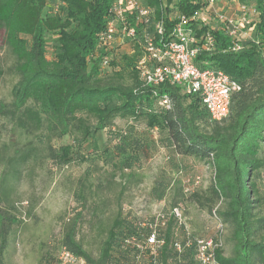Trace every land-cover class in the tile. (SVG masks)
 Here are the masks:
<instances>
[{"label": "trees", "instance_id": "obj_1", "mask_svg": "<svg viewBox=\"0 0 264 264\" xmlns=\"http://www.w3.org/2000/svg\"><path fill=\"white\" fill-rule=\"evenodd\" d=\"M174 0H145L160 14L161 3ZM194 0L177 3L178 10L192 14ZM111 0H0V30L3 42L15 59L17 83L8 105H0V117L14 130L34 136L47 146L46 157L57 167L74 160L84 161L82 145L89 136L108 130L114 145L112 152L121 159L123 171H131L146 156L148 145L142 136H134V125L142 121L148 131H156L163 145L175 155L209 165L213 182L202 194L192 193L188 200L200 208L211 209L220 203L218 216L231 226V256L223 251L216 254L220 264H264V236L256 234L264 228L258 206L264 199V0H256L259 21L256 37L259 45L245 44V49L227 51L229 41L215 32L217 49L213 54L202 53L197 65H208L223 71L240 85L231 95L229 115L221 123L209 120L207 111L195 95H184L168 82L158 88L143 86L139 68L133 58H124L130 83L121 72H100L89 60L96 37L104 28V19ZM54 36L52 55L47 58L46 36ZM111 64V63H110ZM2 71L0 70V76ZM171 99V108H160L162 96ZM93 119L89 126L85 119ZM115 119L131 121L125 131L112 129ZM205 129H210L207 132ZM72 145L50 146L51 141L70 137ZM0 147V264L5 263L10 236L18 223L15 186L22 168L34 158L32 145ZM74 147V150H72ZM182 172L181 169L178 171ZM165 186L157 184L152 198L161 201ZM84 201L82 194L77 195ZM176 205V204H175ZM174 206V205H173ZM172 207V206H171ZM80 216L69 221L64 229L61 247L84 260L85 264H124L129 261L123 241L129 231L125 218L118 213L98 256L92 258L76 240ZM55 257L46 256L44 264H55Z\"/></svg>", "mask_w": 264, "mask_h": 264}, {"label": "rangeland", "instance_id": "obj_2", "mask_svg": "<svg viewBox=\"0 0 264 264\" xmlns=\"http://www.w3.org/2000/svg\"><path fill=\"white\" fill-rule=\"evenodd\" d=\"M53 39L52 35L46 36L48 59L52 55ZM119 50L112 57L110 66L99 68V71L121 72L124 82L129 84L124 58L135 59L133 56L136 55L132 54L131 46L119 47ZM14 66L15 59L4 45L3 31L0 30V105H8L12 100V91L18 80ZM78 116L85 119L89 126L95 125L93 119ZM132 124V134L142 136L148 148L146 156L131 171L122 170L121 159L112 152L115 142L109 138L107 129L89 136L82 145L84 161L74 160L60 168L46 157L47 146L44 143L40 144L34 136L20 134L0 117V147L5 145L10 148L8 154L12 152V143L16 147L32 145L35 149L34 158L22 168L21 179L15 186L18 223L10 236L5 264H44L46 256L55 257L61 248L67 223L77 215L80 218L76 240L94 259L116 215L121 213L125 217L131 208L136 210L138 206H144L143 215L146 216L181 204L190 226L198 234H203L205 228L211 226L208 209L191 203L188 197L192 193L203 194L212 184V168L194 159L175 155L164 147L160 134L148 131L142 121ZM130 125L131 121L115 119L112 129L115 132L125 131ZM75 137L80 138L81 134L75 132L70 137L53 140L50 146L57 150L72 145ZM180 169L182 172L179 175ZM196 177H199L197 185ZM159 183L166 190L163 200L156 201L152 198V189ZM184 189H189V192H184ZM261 191L264 194V183ZM79 193L84 201L77 199ZM258 212L259 217H264V199L258 206ZM224 226L222 251L225 257H229L232 253L229 241L232 229L229 224L224 223ZM263 236L264 228L256 234V241Z\"/></svg>", "mask_w": 264, "mask_h": 264}, {"label": "built area", "instance_id": "obj_3", "mask_svg": "<svg viewBox=\"0 0 264 264\" xmlns=\"http://www.w3.org/2000/svg\"><path fill=\"white\" fill-rule=\"evenodd\" d=\"M179 1L170 5L163 1L157 16L145 0H111L89 60L108 68L119 47L131 46L143 86L158 88L168 82L184 95L197 96L209 120L221 123L240 85L207 61L199 68L197 57L216 51L215 32L228 39L227 51L232 53L244 50L248 43L258 46L259 11L253 0H194L197 9L185 15L178 10ZM157 105L170 109L171 99L164 95ZM198 181L196 177V185ZM137 208L124 217L129 227L123 241L129 261L124 264H220L216 254L222 250L225 226L218 216L219 204L209 212L211 226L203 234L192 229L181 204L146 216L144 206ZM55 258V264L84 261L63 247Z\"/></svg>", "mask_w": 264, "mask_h": 264}, {"label": "crops", "instance_id": "obj_4", "mask_svg": "<svg viewBox=\"0 0 264 264\" xmlns=\"http://www.w3.org/2000/svg\"><path fill=\"white\" fill-rule=\"evenodd\" d=\"M7 254H8V250H7L6 254H5V256H7ZM4 264H5V263H4Z\"/></svg>", "mask_w": 264, "mask_h": 264}]
</instances>
